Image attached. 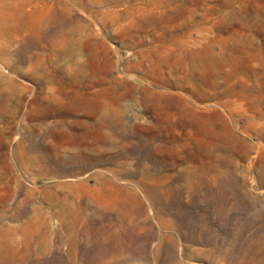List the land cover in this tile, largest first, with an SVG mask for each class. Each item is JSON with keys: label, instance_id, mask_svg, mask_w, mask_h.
I'll use <instances>...</instances> for the list:
<instances>
[{"label": "rangeland", "instance_id": "1", "mask_svg": "<svg viewBox=\"0 0 264 264\" xmlns=\"http://www.w3.org/2000/svg\"><path fill=\"white\" fill-rule=\"evenodd\" d=\"M0 264H264V0H0Z\"/></svg>", "mask_w": 264, "mask_h": 264}]
</instances>
